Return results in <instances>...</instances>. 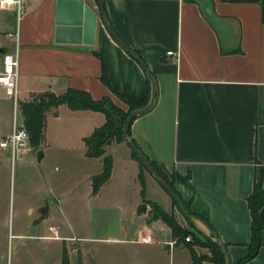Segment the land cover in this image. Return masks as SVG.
I'll use <instances>...</instances> for the list:
<instances>
[{
  "label": "crops",
  "instance_id": "1",
  "mask_svg": "<svg viewBox=\"0 0 264 264\" xmlns=\"http://www.w3.org/2000/svg\"><path fill=\"white\" fill-rule=\"evenodd\" d=\"M103 1L109 23L143 58L156 82L154 103L131 121L130 137L190 208L208 220L226 244L231 264H238L251 238L247 196L258 178L264 186V0ZM82 2L98 11L97 0H24L20 11L0 7V53L17 48L19 61L17 100L12 107L0 105L4 113L13 108V119L3 125L0 139L14 124H23L20 102L44 91L83 89L94 99L107 96L123 110L127 101L137 102L147 94L143 67L112 38L99 14L92 43L77 40V33L69 30L56 32L57 25L74 22ZM168 50L176 52V58L166 54ZM8 96L0 87V97ZM105 119L104 112L92 108H71L65 102L51 106L45 111L42 140L38 146L30 143L26 158H37L42 148L41 159L54 150L74 151L88 159L92 154L84 137ZM122 141L104 144L112 166L97 191L92 177L102 170L101 156V167L84 168L73 189L51 187L48 194L36 195L37 206L28 211L48 217L51 207L67 204L74 196L94 208L104 197L113 205L125 203L114 177L117 172L123 179L130 175L138 186V163L129 150L127 161L135 167H114L115 157L105 148ZM1 150L6 149L0 147V162L6 160ZM137 190H132L131 201L117 207L119 222L111 239L140 245L146 253L156 251L167 264H193V253L205 256L199 264H215L208 245L173 236L162 219H151V201L166 211L177 210L165 189L156 190L152 198ZM143 201L146 207L139 212ZM260 212L264 215V205ZM193 223V232L209 235L203 220L194 217ZM56 235L63 240L74 237ZM245 264H264V228L257 253Z\"/></svg>",
  "mask_w": 264,
  "mask_h": 264
},
{
  "label": "rangeland",
  "instance_id": "2",
  "mask_svg": "<svg viewBox=\"0 0 264 264\" xmlns=\"http://www.w3.org/2000/svg\"><path fill=\"white\" fill-rule=\"evenodd\" d=\"M8 97H0L1 107H12L13 98ZM18 97H21V94ZM5 108L0 111V130L3 129L5 122L11 123L13 119V108L4 113ZM15 115L19 123L20 112L17 111ZM58 128L59 131L60 127ZM105 148L115 157L114 167H135L127 161L125 151L129 150L138 163V186L130 175L129 178L127 176L123 179V175L121 177L117 172L114 177V185L123 189L122 198L127 202L131 201L132 190L135 188L141 191L144 198H152L156 190L164 189L156 178L140 165L139 159L127 143L124 141L121 144L112 143ZM1 151L6 160L0 162V264H60L64 244L73 264L168 263V259L156 251L146 253L140 245H130L111 239L110 235L117 232L119 222L117 207L125 206L126 201L113 205L104 197L94 208L91 205L86 206L80 196H74L67 204L61 202L51 207V214L48 217L39 218L36 210L33 213L28 211L29 206H37V194L43 192L48 194L51 187L56 191L67 187L73 189L76 181L82 179L84 168L101 167L97 155L92 154L87 159L74 151L54 150L48 152L43 159L30 160L26 158L28 152L22 151L11 164L9 150ZM163 191L166 199L173 202L168 192ZM150 211L152 216L151 204ZM173 213L175 216L178 214L181 220L176 218L182 226L193 230V226L187 223L178 208ZM49 226L58 230L54 231ZM56 233L74 237L63 240L55 237ZM189 235L193 237L192 234Z\"/></svg>",
  "mask_w": 264,
  "mask_h": 264
},
{
  "label": "trees",
  "instance_id": "3",
  "mask_svg": "<svg viewBox=\"0 0 264 264\" xmlns=\"http://www.w3.org/2000/svg\"><path fill=\"white\" fill-rule=\"evenodd\" d=\"M102 79L107 81L104 73L102 75ZM147 81L149 82L147 94L137 102L127 101L128 108L126 110H123L116 106L107 96H104L100 99H94L88 91L78 88H68L62 94H56L52 91H44L39 93L35 98H33V100L20 102V108L24 116L23 124L29 131V141L31 145L38 146L41 142L45 124V111L51 106H57L58 104L65 102L71 108H92L104 112L106 117L105 122L96 127L90 135L84 137L85 143L87 144L88 150L91 152V154L101 156L102 158L101 172L92 177L93 191H97L99 186L109 177L112 166V157L110 154L104 153L103 146L104 144L110 142L112 139H117L118 141L123 140L122 127L126 115L131 109L145 105L149 99L150 81L148 77ZM128 135L130 137V130L128 131ZM130 139L136 144L133 138L130 137ZM132 152L139 159L140 165L146 168L143 161L138 157V155L133 150ZM147 158L149 159V157ZM149 161L157 170V172L171 185V187L181 197L177 189L174 187L172 181L168 179V177L157 166V164L152 159H149ZM181 199L193 216L200 218L210 228L213 229L212 225L203 215L193 211L190 208L188 201H186L183 197H181ZM172 200L175 206L180 210V208L176 204V201L173 198ZM150 204L153 208V214L151 218H160L165 223H167L171 228V233L173 236H177L178 238H185L186 235L192 234L193 237H191L190 235V240L196 242L199 241L210 247L211 255L209 256V258L215 264H226V259L223 251L215 243L211 235L202 234L199 230H197V233L190 231V229H187L179 223L173 212L164 210L158 203L154 201H151ZM247 204L251 213V238L249 243L247 244L248 251L244 256L239 258L238 264H245L247 260L252 258L257 253L258 248L262 243L264 215L260 212V208L264 205V186L262 184L261 178H258L254 181L252 191L247 196ZM185 219L187 220V223L194 226L193 220L186 217ZM200 236L204 237V239H201ZM204 257L205 256H197L193 253V264H199L200 260ZM60 264H69V256L65 244L63 245Z\"/></svg>",
  "mask_w": 264,
  "mask_h": 264
},
{
  "label": "water",
  "instance_id": "4",
  "mask_svg": "<svg viewBox=\"0 0 264 264\" xmlns=\"http://www.w3.org/2000/svg\"><path fill=\"white\" fill-rule=\"evenodd\" d=\"M202 1V0H201ZM203 2V1H202ZM204 6V5H203ZM206 5L204 6V8ZM97 8L98 11L93 9L90 5L83 3L80 8L77 10L75 15L74 22L57 25L56 32H60L61 30H69L73 33H77V40L82 41L84 43H92L95 40V32H96V19L99 14L105 27L107 28L109 34L112 38L123 48L125 49L134 59H136L140 65L143 67L149 81H150V95L147 103L137 108L131 109L125 117L123 127H122V136L123 141L128 144V146L138 155V157L143 161L147 170L156 178V180L162 185V187L170 194V196L176 201V204L180 208L183 215L193 220L195 216H193L189 209L186 207L185 203L181 199V197L177 194V192L171 187V185L157 172V170L153 167L147 156L143 153V151L130 139L128 135L129 126L131 121L138 115L148 111L155 100L156 96V82L153 76V73L143 60V58L130 46L128 45L113 29L111 24L108 21L105 5L103 0H97ZM90 154V153H88ZM43 156L42 148H38L36 151V157L38 160ZM146 207V202H142L138 208V211H142ZM209 235H211L215 241V243L221 248L225 255L226 264H231V257L228 252L226 244L219 238V236L215 233V231L209 226Z\"/></svg>",
  "mask_w": 264,
  "mask_h": 264
},
{
  "label": "built area",
  "instance_id": "5",
  "mask_svg": "<svg viewBox=\"0 0 264 264\" xmlns=\"http://www.w3.org/2000/svg\"><path fill=\"white\" fill-rule=\"evenodd\" d=\"M24 0H0L1 8L16 7L18 11L21 10ZM166 54L172 58H176L177 53L168 50ZM18 55L17 48L13 51H4L0 53V87L4 89L5 93L11 96L14 103L17 100V79H18ZM0 147L8 149L11 160L13 161L22 151H26L30 147L29 131L24 124H14L12 130L0 139ZM56 231L54 227L49 226ZM190 235L185 236V240H190ZM170 244L174 240L169 241Z\"/></svg>",
  "mask_w": 264,
  "mask_h": 264
}]
</instances>
